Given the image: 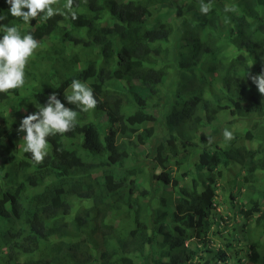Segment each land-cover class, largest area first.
<instances>
[{
	"label": "trees",
	"instance_id": "trees-1",
	"mask_svg": "<svg viewBox=\"0 0 264 264\" xmlns=\"http://www.w3.org/2000/svg\"><path fill=\"white\" fill-rule=\"evenodd\" d=\"M64 4L25 24L0 0V24L52 41L28 60L24 86L0 93V264H241L205 241L191 245L209 232L213 191L196 192L205 169L256 140L264 172V96L248 76L264 69V0H211L207 15L200 0H74L76 20ZM78 47L96 55L84 62ZM74 79L93 89L95 109L66 101ZM53 92L78 117L47 138L37 164L17 130ZM221 114L238 119L234 139L218 126L196 139ZM255 195L242 201L253 207Z\"/></svg>",
	"mask_w": 264,
	"mask_h": 264
},
{
	"label": "clouds",
	"instance_id": "clouds-1",
	"mask_svg": "<svg viewBox=\"0 0 264 264\" xmlns=\"http://www.w3.org/2000/svg\"><path fill=\"white\" fill-rule=\"evenodd\" d=\"M6 2L10 6V15L14 18H20L25 24H29L38 16H42V19L46 20L61 12L60 8L53 7L57 3V0H6ZM73 4L74 0H66L63 8L71 13L73 20H76L78 19L76 13L71 11ZM199 10L202 14L207 15L211 10V0L208 3L200 0ZM224 11L225 13L231 12L234 11V8L226 6ZM6 19L7 17L0 16V21ZM0 28L3 29L4 33L0 36V93H7L10 90L24 86L26 65L29 58L35 54V50L39 49L41 41H37L30 33L21 35L20 30L16 26L0 24ZM47 40L51 39L49 38ZM77 52L81 57L80 60L84 62L90 57V52L88 51L87 54L86 52L84 53L82 47H78ZM92 53L96 55V53ZM248 76L261 96H264V69L258 75L248 73ZM70 89L71 93L65 94V99L69 104L75 105L76 108L83 112L96 108L97 99L94 96V91L86 83L74 79L70 84ZM57 97L55 92L50 94L47 98L46 105H40L35 113L26 115L21 120L17 130L19 133H24L22 137L23 151L30 153L31 159L37 164L42 163L47 155L49 146L47 138L55 136L56 134H65L72 131L77 121V110L65 107L64 103ZM221 115L223 116L222 120L228 117L232 118L231 120H227L225 124L229 129L231 128V124L234 122L237 123L238 121L236 118L234 120L231 115H225L226 117L223 114ZM102 119L104 120L103 123L106 124L105 119ZM215 120L211 122L210 129H203L200 133H205L206 131L210 133L211 129L218 126L221 129L223 128V137L226 142L233 140V131L224 128L218 119L217 121ZM174 132L176 133V131ZM154 136L156 139L160 138L159 128L156 129ZM222 141L221 139L219 144L221 146H223ZM154 142L155 139L152 137L149 139L148 144L138 147V154L143 151L146 152L141 158L146 154H151V144ZM208 142L211 143L212 138H209ZM256 143V140L255 142L247 141L246 145L250 144L253 147L251 152L241 150L243 153L241 158L232 159L225 165L205 169L202 184L196 192L202 193L205 188H210L213 191L212 209L209 213L210 226L206 237L196 242L193 249L195 247H201L202 241H205L206 245L209 248H213L214 251L222 250L225 258L231 262L236 263L237 258L242 257L241 264H263L264 224H261L259 220L262 214H264V189L262 187L264 183V172L260 170V167L255 166L258 162L257 158L261 159L260 155L255 157L252 153L255 151ZM145 147H147V150L142 149ZM182 147L185 146H179L178 148L182 150ZM196 157L194 159L195 162H197ZM169 168L170 170H175L176 166L174 161H171ZM183 179L189 180L187 176L183 177ZM248 182H252L253 184L250 185ZM258 188L261 189L260 192ZM248 189H252L256 193L253 197L255 203L253 207L245 205V201H242ZM230 202L233 205L232 209L230 208ZM222 205L226 207L227 212L224 211ZM193 218L195 221L198 220L196 215ZM148 248V246H145V250ZM197 256L200 257V254ZM253 257H255V261L252 260ZM197 259L198 257L193 262Z\"/></svg>",
	"mask_w": 264,
	"mask_h": 264
},
{
	"label": "rangeland",
	"instance_id": "rangeland-1",
	"mask_svg": "<svg viewBox=\"0 0 264 264\" xmlns=\"http://www.w3.org/2000/svg\"><path fill=\"white\" fill-rule=\"evenodd\" d=\"M172 20L173 21H175L176 20V23H178L179 22V19H178V15L177 14H175L174 16H172ZM46 41V40H45ZM51 43V40H47L46 42H44V43H40L39 44V49L37 50H35V52L34 53H37V51H39L40 49L41 50H44V49H46V47L49 45ZM90 55H93V53L92 54H90ZM94 56V55H93ZM31 58V57H30ZM29 58V59H30ZM86 62H87V60H86ZM226 117V116H225ZM223 119V116H220V118H219V121H220V124L221 125H223V127L224 128H228L225 124H226V121L227 120H231L232 118L231 117H228L227 119H224V120H222ZM20 121V120H19ZM103 119H100V122H102L103 123ZM230 126H232V127H236L237 126V123L236 122H234L233 124H231ZM229 129V128H228ZM233 129H236V128H233ZM157 133H158V131H157ZM209 132H205V133H201L200 135H197L196 136V139L197 138H199L201 135H207ZM142 149H144V150H147V147H145V148H142ZM139 150H141V149H139ZM146 153V152H145ZM174 169V168H173ZM141 182H144V181H140V183ZM188 183V180L187 181H181L180 182V186H183V185H186ZM143 187V186H142ZM141 190H143V188H141ZM222 207H223V209H224V211H226L227 212V209H226V207L224 206V205H222ZM217 211H218V209H217ZM194 248V246L193 245H191V248ZM198 257V259H199V256H197Z\"/></svg>",
	"mask_w": 264,
	"mask_h": 264
}]
</instances>
